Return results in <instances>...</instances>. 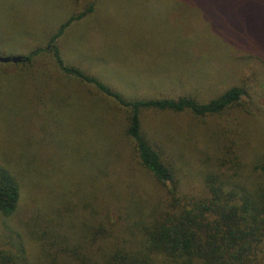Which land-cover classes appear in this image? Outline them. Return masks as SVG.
Masks as SVG:
<instances>
[{"label": "rangeland", "instance_id": "obj_1", "mask_svg": "<svg viewBox=\"0 0 264 264\" xmlns=\"http://www.w3.org/2000/svg\"><path fill=\"white\" fill-rule=\"evenodd\" d=\"M91 4V13L63 30L59 54L66 66L123 99L188 96L205 103L232 87L245 93L238 106L217 117L142 113L145 138L172 163L182 192L201 191V172L225 145L235 142L246 163L256 160L264 151V0H0V56L45 50L58 27ZM37 60L30 70L0 63V162L16 176L22 207L12 222L0 217L1 234L5 224L23 228L28 211L55 209L76 187L89 191L90 151L104 143L121 157L107 176L113 183L107 182L121 192L123 204L136 197L144 206L164 200L168 189L138 165L123 134L124 110L59 72L50 53ZM62 113L71 119L62 122ZM59 122L82 145L75 166L60 160ZM26 241L38 258L35 243Z\"/></svg>", "mask_w": 264, "mask_h": 264}, {"label": "trees", "instance_id": "obj_2", "mask_svg": "<svg viewBox=\"0 0 264 264\" xmlns=\"http://www.w3.org/2000/svg\"><path fill=\"white\" fill-rule=\"evenodd\" d=\"M93 7L71 16L50 37L45 50L31 52L19 64L33 69L39 55L50 53L59 72L77 80L81 88L94 89L85 90L89 95L114 101L125 111L123 134L132 142L138 165L168 194L152 205L144 206L138 197L123 204L121 192L108 186L113 183L109 174L121 157L107 143L95 145L89 150L94 154L93 172L85 173L92 175L90 190L81 193L76 187L55 209L28 211L23 228L5 224L0 232V264H264V151L246 163L234 149L235 142L232 147L225 145L224 154H217L201 172V191L190 195L181 191L172 163L142 132L144 111L187 112L196 119L217 117L238 106L245 96L243 89L229 88L205 103L188 96L123 99L78 68L66 66L56 45L63 30ZM67 119L71 117L62 113V122ZM57 127L55 138L64 157L60 160L75 166L82 145L67 124L59 122ZM262 133L264 148V125ZM74 142L80 147L73 152ZM20 194L13 171L0 162L1 218L12 222L21 211ZM26 236L37 246L38 258L28 250Z\"/></svg>", "mask_w": 264, "mask_h": 264}, {"label": "water", "instance_id": "obj_3", "mask_svg": "<svg viewBox=\"0 0 264 264\" xmlns=\"http://www.w3.org/2000/svg\"><path fill=\"white\" fill-rule=\"evenodd\" d=\"M25 57L23 56H13V57H1L0 56V63L7 64V63H13L17 64L22 61H25Z\"/></svg>", "mask_w": 264, "mask_h": 264}]
</instances>
